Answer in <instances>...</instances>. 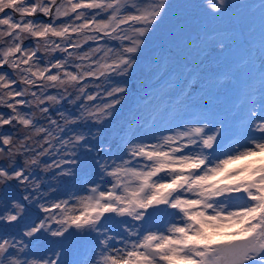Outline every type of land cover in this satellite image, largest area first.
Wrapping results in <instances>:
<instances>
[{
  "label": "snow or ice",
  "instance_id": "1",
  "mask_svg": "<svg viewBox=\"0 0 264 264\" xmlns=\"http://www.w3.org/2000/svg\"><path fill=\"white\" fill-rule=\"evenodd\" d=\"M0 264H264V0H0Z\"/></svg>",
  "mask_w": 264,
  "mask_h": 264
},
{
  "label": "rangeland",
  "instance_id": "2",
  "mask_svg": "<svg viewBox=\"0 0 264 264\" xmlns=\"http://www.w3.org/2000/svg\"><path fill=\"white\" fill-rule=\"evenodd\" d=\"M210 24H213V23H219V22H212V21H209Z\"/></svg>",
  "mask_w": 264,
  "mask_h": 264
}]
</instances>
